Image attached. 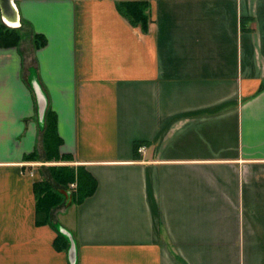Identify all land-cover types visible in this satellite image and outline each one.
Listing matches in <instances>:
<instances>
[{
  "label": "crops",
  "instance_id": "1",
  "mask_svg": "<svg viewBox=\"0 0 264 264\" xmlns=\"http://www.w3.org/2000/svg\"><path fill=\"white\" fill-rule=\"evenodd\" d=\"M119 1L0 9V264H264V0H145L147 32ZM51 165L96 189L41 224Z\"/></svg>",
  "mask_w": 264,
  "mask_h": 264
},
{
  "label": "trees",
  "instance_id": "2",
  "mask_svg": "<svg viewBox=\"0 0 264 264\" xmlns=\"http://www.w3.org/2000/svg\"><path fill=\"white\" fill-rule=\"evenodd\" d=\"M119 12L133 25L147 32L150 23L148 4L145 0H122L117 4ZM20 34L17 30L8 28L0 19V44L15 45ZM38 46L44 44L38 38ZM46 127L44 132V146L48 162H66L70 157L61 154L63 143L57 131L56 119L52 112L46 114ZM139 144H135L137 151ZM51 178L36 182L37 221L44 224L50 222L51 210L63 203L66 198L70 202H81L90 196L96 189V181L82 166L51 165L49 167ZM58 242V243H57ZM56 247H68L69 239L61 233L56 241Z\"/></svg>",
  "mask_w": 264,
  "mask_h": 264
},
{
  "label": "water",
  "instance_id": "3",
  "mask_svg": "<svg viewBox=\"0 0 264 264\" xmlns=\"http://www.w3.org/2000/svg\"><path fill=\"white\" fill-rule=\"evenodd\" d=\"M0 9L2 11L3 16L7 17L10 10L13 9L12 0H0ZM62 233L68 237L69 241L71 242V245L74 246V241L72 239L71 234L66 230L62 231Z\"/></svg>",
  "mask_w": 264,
  "mask_h": 264
},
{
  "label": "built area",
  "instance_id": "4",
  "mask_svg": "<svg viewBox=\"0 0 264 264\" xmlns=\"http://www.w3.org/2000/svg\"><path fill=\"white\" fill-rule=\"evenodd\" d=\"M143 149H144V147L143 146H140L139 150L142 151Z\"/></svg>",
  "mask_w": 264,
  "mask_h": 264
}]
</instances>
